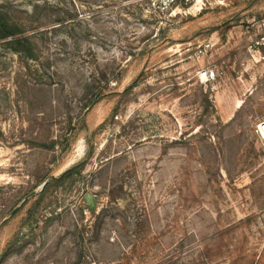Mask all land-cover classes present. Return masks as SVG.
I'll return each mask as SVG.
<instances>
[{"label": "rangeland", "instance_id": "1", "mask_svg": "<svg viewBox=\"0 0 264 264\" xmlns=\"http://www.w3.org/2000/svg\"><path fill=\"white\" fill-rule=\"evenodd\" d=\"M184 5L0 0V264H264V0Z\"/></svg>", "mask_w": 264, "mask_h": 264}, {"label": "trees", "instance_id": "2", "mask_svg": "<svg viewBox=\"0 0 264 264\" xmlns=\"http://www.w3.org/2000/svg\"><path fill=\"white\" fill-rule=\"evenodd\" d=\"M187 5H188V3H186V5H184V6H187ZM3 22H5V20L0 17V25H2V27H0V37L7 38L10 36L12 39L7 40V42L11 45H15L16 50H20V48L25 47V45L28 41L27 40L25 42V40L27 38L16 35L17 32H19V29H17L16 26L10 25L8 23H3ZM96 100L97 99H95L93 101L95 102ZM80 124H81V128L85 127L84 119L80 120ZM102 128H103V124L99 127L98 131L102 130ZM82 167H83V162L76 163V164L72 165L71 167H69L68 169H66L64 172H62L59 176L51 178L47 182V184L44 186V188L36 195L33 210H36V208L46 199L47 195L50 193V191H52L53 188H55L56 186H58L59 184H61L62 182H64L68 178H72L75 175H77V176L80 175L81 171H82ZM32 214L33 213H31L30 215H32ZM30 215H29V217H30Z\"/></svg>", "mask_w": 264, "mask_h": 264}, {"label": "built area", "instance_id": "3", "mask_svg": "<svg viewBox=\"0 0 264 264\" xmlns=\"http://www.w3.org/2000/svg\"><path fill=\"white\" fill-rule=\"evenodd\" d=\"M191 0H146L148 6H150L153 10L159 13L167 12L172 6L177 3L182 5L190 2ZM258 31L255 34L254 39L250 44V48H258L261 44H264V18L258 23ZM207 78L212 80L216 77V73L214 69H209L207 71ZM256 133L262 140L264 145V119L260 120L256 125Z\"/></svg>", "mask_w": 264, "mask_h": 264}, {"label": "water", "instance_id": "4", "mask_svg": "<svg viewBox=\"0 0 264 264\" xmlns=\"http://www.w3.org/2000/svg\"><path fill=\"white\" fill-rule=\"evenodd\" d=\"M53 177H54V175H51L48 179H46V181H44V182L41 184V186H40V188H39L38 190H35V191L30 192V193H29V194L23 199L22 202H25V201H26L29 197H31L32 195H34V194L40 192V191L44 188V186L47 184V182H48L51 178H53ZM19 206H20V204L12 210V212H11L10 215L14 214L15 211L19 208ZM10 215H9V216H10ZM8 218H9V217H8ZM8 218H7V219H8Z\"/></svg>", "mask_w": 264, "mask_h": 264}]
</instances>
